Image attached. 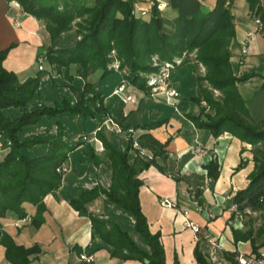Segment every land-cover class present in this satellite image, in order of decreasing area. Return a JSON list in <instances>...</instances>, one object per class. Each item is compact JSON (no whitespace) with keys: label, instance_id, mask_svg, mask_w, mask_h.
Here are the masks:
<instances>
[{"label":"trees","instance_id":"obj_1","mask_svg":"<svg viewBox=\"0 0 264 264\" xmlns=\"http://www.w3.org/2000/svg\"><path fill=\"white\" fill-rule=\"evenodd\" d=\"M16 1L23 11L45 22L50 43L39 48L37 57L42 56L57 71L65 68L68 76L72 75L69 72L71 68L74 69V74L83 78L96 70L101 71V76L111 72L115 68L109 66V53L111 49H115L120 69L127 68V72H122L125 80L148 93L149 86L144 74L157 69L151 61L153 55L162 61L173 60L174 56L181 55L183 51L195 52V62L201 64L205 72L198 75L195 73L198 93L182 99L185 107L183 114L197 128H206L214 136L228 131L255 146L247 183L233 192L227 206L235 203L241 212L263 206L264 120H256L251 116L237 86L239 81L248 79L254 72L238 74L232 66L230 44L235 35V23L227 3L230 0H216L212 7L205 5L202 0H166L167 5L176 11L170 18L162 13L164 8L157 7L158 0H152L149 16H136L133 13L135 0ZM247 1L252 16H260L261 30L264 33V12L259 0ZM72 26L77 30L76 41L70 46H57L55 40L59 34ZM13 46L11 43L0 50V143L3 147H8L0 160V217L8 213L19 218L25 217L27 211L24 203L28 202L36 208L30 217V223L38 228L43 222V212L46 209L43 198L60 186L65 172L61 167L65 164L68 152L75 147L64 137L62 115L69 113L93 117L98 110L103 115L110 112L103 103L106 94L100 91L87 97L90 103L87 102L85 91L91 86L88 81L84 82L82 88L74 87V102L64 97L54 104L27 107L29 99L39 88L41 77L36 73L20 78L15 71L3 66V59ZM194 66L193 64V68ZM214 90H218L219 94L215 95ZM188 101L198 104L199 111L187 110ZM10 109L14 112L7 114L6 111ZM170 115L171 113L164 114L160 118L150 116L149 120L139 123L138 127L143 131L136 138L131 132L122 148L116 147L106 138L102 127L97 130L96 135L103 142L104 154L111 163L110 185H94L70 199L71 205L79 214L89 217L93 230L100 238L112 246V255L121 260L135 259L143 264H167L160 231L150 228L141 205L140 190L143 181L138 175L150 165L166 172L165 165L156 157L163 160L166 158L167 140L161 142L149 130L166 122ZM42 116L57 120L54 131L21 134L25 125L37 122ZM116 121L122 131H127L130 127L122 116L116 118ZM134 141L137 142L136 147L133 146ZM78 143L81 142L76 145ZM39 144H45L43 151H37ZM258 144L261 145L256 146ZM92 157L97 160L94 152ZM205 167L209 176L218 177L220 165L217 160H209ZM175 178L178 179V176ZM101 193L133 215L134 230L140 234L146 247L138 245L117 223L86 208V202ZM231 232L235 242L244 240L251 243V250L246 253H259L252 230L231 227ZM0 244L5 247L4 257L10 264H32V257L42 252L39 243L29 246L16 243L2 228L1 222ZM75 249L78 253L82 251L78 246ZM235 252L228 256L232 264H235ZM194 256L193 264H213L197 244ZM174 264L179 263L175 260Z\"/></svg>","mask_w":264,"mask_h":264},{"label":"crops","instance_id":"obj_2","mask_svg":"<svg viewBox=\"0 0 264 264\" xmlns=\"http://www.w3.org/2000/svg\"><path fill=\"white\" fill-rule=\"evenodd\" d=\"M164 1L166 2L164 10L171 9L167 1ZM215 1L202 0L208 7H212ZM243 1H231L235 35L230 44V60L231 63L235 61L232 53L235 45L240 48L239 60L242 61L245 57L248 65L244 67L254 72L248 79L256 76L263 79L264 33L261 28L255 30L248 2ZM259 4L264 10V0H259ZM146 5L140 3V6ZM240 6L243 12L240 11ZM167 17L170 18L172 15ZM43 27L41 19L23 11L16 0H0V50L11 43L14 44L2 61L5 68L21 73L22 78L26 77L23 75L24 72L37 58V52L44 42ZM245 39L247 51L241 54V44ZM237 73L239 74V71ZM237 86L239 88L240 81ZM173 110L175 111L166 122L149 130L161 142L167 140L166 158L163 160L159 156L156 157L165 165L166 172H162L155 165H150L139 173L138 176L143 181L140 190L142 208L150 228L160 231L167 264H174L175 260L179 264H193L196 244L213 264H232L228 257L231 252L251 250L249 241L233 240L231 227L243 229L244 226L243 223L241 226L239 223L238 226L228 223V220H236V214L227 206L233 192L244 186L248 180L247 174L252 168L251 160L248 159L251 157L250 148L228 131L214 136L206 128H197L184 116L182 109L179 111L173 107ZM149 113L154 118L164 115L160 107H155ZM127 132H115L119 138L112 139L111 142L122 148L124 145L122 135H126ZM94 137L99 140L96 133H92L91 137L80 141L81 143L70 151V156L74 153L78 155L85 144L89 143L92 147L90 152L87 154L82 152L83 154H79L76 159L67 157L69 164L66 165L68 168L63 173L60 186L43 198L46 209L43 212V222L38 228H34L28 219L36 209L35 205L28 202L24 203L27 211L25 217L19 218L13 213L0 217L2 228L16 243L25 246L40 244L42 252L32 257V264H80L75 246L90 253L93 264H143L135 259L121 260L112 255V246L93 230L89 217L79 214L70 203L71 198L78 196L86 188L110 185L111 163L104 154V146L102 149L97 146ZM195 144L203 148L201 153L193 150ZM7 150L0 143V160ZM93 152L97 155L96 161L93 160ZM211 159L217 160L220 165L217 178L207 174L205 164ZM237 163L240 166L236 169ZM175 176H178V179ZM85 206L90 212L117 223L138 245L146 247L140 234L134 230L133 215L107 199L104 193L86 202ZM204 207L212 210L214 216L209 217L200 209ZM188 222L197 225L198 230L194 231L187 226ZM4 252L5 247L0 244V264H10L5 259Z\"/></svg>","mask_w":264,"mask_h":264},{"label":"rangeland","instance_id":"obj_3","mask_svg":"<svg viewBox=\"0 0 264 264\" xmlns=\"http://www.w3.org/2000/svg\"><path fill=\"white\" fill-rule=\"evenodd\" d=\"M206 1V0H204ZM230 0L227 2L230 5V9L232 7V3ZM244 0L243 2H246ZM248 2V1H247ZM140 3H145L149 5L148 1L145 0H135L133 13L136 16H149V12L151 7H148L146 14L140 15L137 11V6H140ZM152 6V5H151ZM249 6V4H248ZM239 8V7H238ZM242 7L240 6V11ZM250 9V8H249ZM164 15H174L176 11L174 9L166 8L162 10ZM243 14V13H242ZM43 22L42 33L44 34V42L41 45V48H44L50 43V36L48 31L45 28V22ZM254 23V21H253ZM77 30L75 26L63 30L58 38L55 40L57 46H70L77 39ZM233 56L235 57V61L232 63V66L239 71V74L252 73L253 71L246 69L244 66L248 65V61L244 57L242 61L240 58V48H237L235 45L232 48ZM109 56L111 57L110 65L114 70L101 76V71L96 70L91 72L86 78L80 77L79 75L74 74V69H69L71 76L66 74L65 68L61 71H57L51 65H49L45 60L41 63L36 58L31 64L30 68H28L24 72V76L35 75L38 73L41 77V82L39 84V88L36 93L29 99L27 103V107H33L38 104H54L55 102L61 101L64 97L69 98L71 102L75 101L76 95L74 91V87L83 86L85 81H88L91 86L88 90L85 91V97H89L93 92H102L106 94V97L103 99V103L106 106L107 110L110 113L103 115L99 110L95 112V115L84 117L80 114H69L64 113L61 117V125L64 130V137L67 142L74 146L79 141H85L87 137H91L94 129L102 122L104 119L110 117L116 121V118L119 116L124 117V122L130 124L128 128V132L126 135H122L123 143L125 145L127 137L133 132L134 137L143 131L140 127H138L139 123L150 119V110H154L155 107H160L163 114L172 113L173 105L171 103L166 102L165 96L160 93L159 88L153 89L152 85H150V81L156 80L159 84L162 83L163 75H162V63L157 59V56H152V64L157 67V69L152 70L150 72H146L144 74L146 78V84L149 86V92L147 93L143 89L129 83L125 80L123 73L127 72V68L124 67L120 69V61L116 56L115 49H111ZM181 57V61L179 64L175 65L173 69L170 70L169 79L165 81L168 82L172 87H174L178 91V95L175 97V101L177 102V108L180 111L181 109L185 111L184 103L182 99L190 98L191 96H196L198 93V81L196 78V74H204L205 68L201 64H197L195 62V52L192 51H183V53L179 56H174V58ZM188 59V60H187ZM187 60V61H186ZM170 61V60H169ZM193 64L195 65L193 68ZM41 65V67H40ZM263 69V68H261ZM123 72V73H122ZM196 73V74H195ZM20 78H22L21 73H17ZM123 81L125 83V90L122 92H114V89L118 86V84ZM264 79H260L259 76L252 77L248 80L240 81V92L246 100V105L249 107L248 109L250 114L256 119L261 118L264 120ZM238 88V89H239ZM129 94L130 99H124L125 96ZM214 94H219L218 90H214ZM87 102L90 103V100L87 98ZM203 104V102H202ZM180 108V109H179ZM188 110L192 112L199 111V105L194 103L193 101H188ZM181 110V111H182ZM14 112L13 109L7 110L6 113ZM117 122V121H116ZM57 126V120L52 117L42 116L35 123L27 124L23 127L21 134H35L39 132L54 131ZM109 129V130H107ZM115 132H119L117 127L115 129L103 127L102 133L106 136V138L111 142L112 139L119 138L115 134ZM114 134V135H113ZM238 138V137H237ZM239 139V138H238ZM244 142V141H243ZM112 143V142H111ZM246 146L250 152V158L252 163V155L253 148L255 146L247 143ZM94 144V143H93ZM97 146L103 148V142L99 138ZM113 144V143H112ZM45 144H39L37 151H43L45 149ZM114 145V144H113ZM123 145V146H124ZM258 144L256 146H260ZM251 146V147H250ZM264 146V145H262ZM8 149V147H5ZM92 150V147L89 143L85 144L77 153L70 154L68 152V157L71 159H76L79 154L82 155V152L86 154ZM36 151V152H37ZM69 164V159L65 161V165ZM238 166L239 163L235 166ZM247 183V182H246ZM245 183V184H246ZM243 214V229L252 230L255 237V244L259 246V248L264 249V204L258 209L251 210L246 209L242 211Z\"/></svg>","mask_w":264,"mask_h":264},{"label":"built area","instance_id":"obj_4","mask_svg":"<svg viewBox=\"0 0 264 264\" xmlns=\"http://www.w3.org/2000/svg\"><path fill=\"white\" fill-rule=\"evenodd\" d=\"M149 2V5L146 6H137V11L140 15H144L147 12L148 7H151V5L153 4L152 0H145ZM157 7L159 9H162L165 7L166 2L164 0H158L156 3ZM261 5V4H260ZM264 12V10H263ZM253 21L255 24V30H259L262 27V21L259 15H253ZM250 35V34H248ZM247 51V41L246 39L242 42L241 44V54H244ZM37 59L39 60V62L41 63L43 61V57L42 56H38ZM181 61V57L178 58H173V60H162V75H163V79H162V83L159 84L156 80H152L150 81V85H152L153 89H157L159 88L160 93H162L165 96V100L168 103H171L173 105V107L175 109H177V102L174 100L175 97L178 95V91L172 87L168 82L165 81L166 79H169V74H170V70L173 69L175 67V65L179 64ZM41 67V65H40ZM125 90V83L121 82L115 89L114 92H122ZM131 97L129 94H127L125 96L124 99L129 100ZM203 104L204 101H202ZM105 126L106 128H110V129H115V127H117L118 131H122L121 130V126L118 122H116L115 120H113L112 118L108 117L106 119H104V121H102V123L100 125H98L96 127V129L93 131V134L96 133L97 130L101 129V127ZM95 141H99L98 138L94 137L93 138ZM133 146H137V142L134 141L133 142ZM193 150L197 153H201L203 148L198 145L195 144L193 146ZM67 166L65 164L62 165L61 169L62 170H67ZM163 203H167V202H163ZM228 208L233 211L236 214V220H228L229 224H233L234 226H238L237 223H239V226L242 225V220H243V214L241 211H239L237 209V206L235 203H231ZM201 210L205 211L209 217H213L214 213L212 212V210L208 209V208H200ZM28 219L30 220V217H28ZM187 226H190L194 231L198 230V226L195 225L192 222H188ZM234 260H235V264H264V250L259 251V253H246L240 250H237L234 255ZM79 260H80V264H93V257L91 256L90 253L85 252V251H81L79 253Z\"/></svg>","mask_w":264,"mask_h":264},{"label":"water","instance_id":"obj_5","mask_svg":"<svg viewBox=\"0 0 264 264\" xmlns=\"http://www.w3.org/2000/svg\"><path fill=\"white\" fill-rule=\"evenodd\" d=\"M145 261L147 262L148 260H147V259H145Z\"/></svg>","mask_w":264,"mask_h":264}]
</instances>
